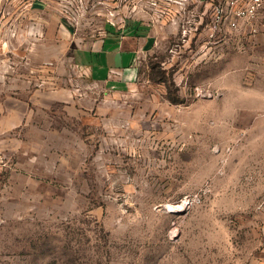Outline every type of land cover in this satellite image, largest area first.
I'll return each mask as SVG.
<instances>
[{
  "label": "rangeland",
  "instance_id": "rangeland-1",
  "mask_svg": "<svg viewBox=\"0 0 264 264\" xmlns=\"http://www.w3.org/2000/svg\"><path fill=\"white\" fill-rule=\"evenodd\" d=\"M218 3L0 0V264H264V5ZM110 20L131 88L74 60Z\"/></svg>",
  "mask_w": 264,
  "mask_h": 264
},
{
  "label": "crops",
  "instance_id": "crops-1",
  "mask_svg": "<svg viewBox=\"0 0 264 264\" xmlns=\"http://www.w3.org/2000/svg\"><path fill=\"white\" fill-rule=\"evenodd\" d=\"M148 35L140 22L119 24L110 20L99 39L76 48L74 60L96 81L109 87L131 88L139 79L138 58Z\"/></svg>",
  "mask_w": 264,
  "mask_h": 264
},
{
  "label": "built area",
  "instance_id": "built-area-1",
  "mask_svg": "<svg viewBox=\"0 0 264 264\" xmlns=\"http://www.w3.org/2000/svg\"><path fill=\"white\" fill-rule=\"evenodd\" d=\"M225 4L218 3L215 7L219 20H229L234 16L241 18H254L264 5V0H224Z\"/></svg>",
  "mask_w": 264,
  "mask_h": 264
},
{
  "label": "trees",
  "instance_id": "trees-1",
  "mask_svg": "<svg viewBox=\"0 0 264 264\" xmlns=\"http://www.w3.org/2000/svg\"><path fill=\"white\" fill-rule=\"evenodd\" d=\"M173 101H176V100H173Z\"/></svg>",
  "mask_w": 264,
  "mask_h": 264
}]
</instances>
